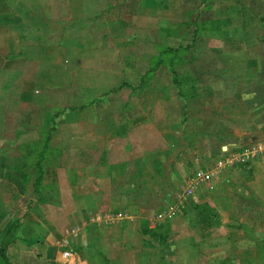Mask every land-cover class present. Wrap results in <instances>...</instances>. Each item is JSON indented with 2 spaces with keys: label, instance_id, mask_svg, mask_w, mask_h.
<instances>
[{
  "label": "crops",
  "instance_id": "0c3cea01",
  "mask_svg": "<svg viewBox=\"0 0 264 264\" xmlns=\"http://www.w3.org/2000/svg\"><path fill=\"white\" fill-rule=\"evenodd\" d=\"M121 1L124 0H0V36L8 34V37L3 36L7 39L2 40L6 44H0V74L7 69L13 70L14 63H23L24 67L18 69L23 70L22 73L12 72L19 74V77L21 75L24 86L20 92L21 100L28 102H24L28 106L29 102L42 99L43 105L40 109L33 105L22 119L28 126L39 127L43 132L51 129L47 148L39 159V164L43 165L42 178L35 187L38 171L34 164L28 166L32 160L25 162V145L27 142H37L33 147L40 149L42 134L40 136L33 130L39 135L37 138L15 141L16 136L25 138L26 133L21 134V130L13 129V137H4L3 133H8L5 129L7 119L3 118L4 112L0 116V235L12 223L17 225L16 237L6 248V256L13 264H122L118 256L123 249L127 253L123 242L130 234L138 237L140 251L153 254L152 249H155L154 264H169L171 259L177 261L179 243L177 239H169L172 230H175L174 226L171 228L173 221L169 220L180 212L183 204L180 209L171 208L173 203H169V199L174 198L175 194L179 199H184L180 193L195 169L212 168L224 153L235 152L245 145L264 143V104L259 103L264 90L263 81L252 71L241 73V70H250V65L253 69V61L217 63L218 67L230 73L233 69L236 71L233 79L228 74L217 79L223 84L211 80L213 72L207 76L198 71L203 63L192 59L194 62L191 64L178 65L174 70L177 72V68H184L176 74L186 79L183 92L187 97L180 96L178 86L170 82L167 90L161 92L159 89L156 92L155 105H148L144 111L134 109L127 102L119 110H108L109 107L105 110L103 102L107 94L99 97L82 94L77 97V103L72 101L66 106L47 107L45 102L52 100L53 95L55 99H61L64 92L50 94L43 89V94H39L37 89L27 88V82L22 77L34 69L27 64L34 63L36 53L41 52L40 48L51 51V45H41L38 49L32 46L29 39H33L37 33L27 30L26 17L31 23L37 22L34 19L36 14L44 21L49 14L52 17L61 14L59 19H69L70 24L102 22L104 11L120 5L118 3ZM126 2L134 5L132 0ZM141 4L156 9L159 6L156 0H140ZM95 7L99 10L96 11ZM70 14H75L72 19ZM126 14L130 18L116 17L110 20L106 17V20L108 23H127L133 17L130 11ZM215 18L207 20L218 22ZM228 18L231 21L228 15L221 17V20L225 22ZM70 24L65 30L73 32L77 27ZM145 24L147 27L148 23ZM64 26L65 23L61 28L64 29ZM159 26L167 30L161 21ZM38 33L41 35L43 31ZM223 33L228 32L225 30ZM57 43L58 48L76 49L63 41ZM80 48L84 50L85 47L81 45ZM124 48L119 47L116 52L130 53L129 48ZM245 49L235 48L241 54L245 53ZM223 50L229 57L233 47ZM149 58L150 68H158L156 61L151 62L154 54ZM210 67L205 66L207 70ZM38 70L34 74L36 79L44 76L42 70ZM148 78L140 79L139 84L146 80L144 89ZM233 82L240 88L233 90L230 85ZM0 85L7 90L11 86V79L7 78V82L0 80ZM169 85L174 88V93L168 92ZM217 89L221 95H217ZM5 94H1V101L9 99ZM10 147L14 148L13 153ZM261 159L264 160V156L222 170L213 180L214 183L218 180L220 189L210 192L207 191L210 190L207 184H203L189 195L191 204L189 202V208L183 211L192 209L194 202H208L217 209L221 220L218 227L210 229V237L199 244L197 237L189 232L191 229L187 223L183 222L185 230L192 233L188 245L191 255L188 258L191 257L194 263L193 258L197 254L202 255L207 251L204 247L215 246L212 239L214 230L220 231L227 226H236L248 241L246 244L258 247L256 259L262 255L258 253L264 252V166L261 165L264 163ZM107 213L120 215L118 225L114 223L112 227V224L94 221L98 214L103 216ZM224 215L236 217L238 221L235 225L228 222L224 226L227 221ZM184 218L187 222L186 215ZM70 219H75L77 222L73 226L79 228L74 237H68L71 227H65ZM145 229L157 230V234L163 231L168 235L162 242V237L153 238ZM113 231L122 234V240L113 235ZM64 238L68 239L67 246H62ZM138 240L136 238V242ZM197 246L200 249H196ZM64 250L72 251L68 259L63 256ZM129 253L137 255L130 250ZM180 256L179 259L182 258ZM242 256L244 258L239 261L244 264L253 254L244 253ZM140 257L132 260L137 262ZM141 258L145 264H149L151 259L145 255ZM0 264L4 263L0 260Z\"/></svg>",
  "mask_w": 264,
  "mask_h": 264
},
{
  "label": "rangeland",
  "instance_id": "374dc122",
  "mask_svg": "<svg viewBox=\"0 0 264 264\" xmlns=\"http://www.w3.org/2000/svg\"><path fill=\"white\" fill-rule=\"evenodd\" d=\"M132 1L134 5H128V2L124 0L118 3L120 5L106 9L101 19L103 20L102 22L93 21V23H84L83 21L80 24L77 22L70 24L69 19H59L62 16L61 14L58 17H52L49 14L48 19L44 21L39 14H36L34 19L37 22L31 23L28 22V17H26L25 24L27 25V30L37 33L33 39H29L32 46L38 49L41 45L50 44L52 51L49 50L47 52L45 51L46 49L40 48L41 52L36 53L34 63H31V65L30 63L27 64L29 67L32 66L34 68L32 73L26 72V76L22 77L27 82V88H35L39 91V94L42 93L43 89L47 90L50 94L58 93L57 91L64 92L61 99H55L56 96L53 95L54 98L52 100H49L48 103L45 102L44 105L47 107L50 105L66 106L74 101L77 103V97L82 94L95 95L94 97L107 94V99L103 102L105 110L108 107V110H119L124 106L123 103L127 102L134 109L139 111L143 109L144 111L148 105H155V95L159 89L161 92H163V89L167 90V85L172 82L174 76L173 72L175 70L173 71V69L178 65L181 66L182 64L194 62L191 61L192 59L203 63L200 70H198L203 75L206 73L208 76L213 72L211 80L217 84H223V82L217 81L223 74H228L230 78L236 76L234 69L230 73L229 70L218 67L217 63L221 65V62L230 61L240 64L253 61V69L250 65V70H241V73H249L250 71L256 73L264 85V23L259 20V17L264 15V0H156L159 2L158 9L156 7L152 8L140 5V0ZM103 7L105 8V5ZM95 9L97 11L98 8L95 7ZM127 11H130L133 17L127 23H108L106 20V17L110 20L116 17L130 18L126 14ZM73 15L75 14H70V19H72ZM227 15L231 16V21L228 18L227 20L224 19L225 22H223L221 17ZM77 17H80V14H77ZM212 17H217L215 18L218 21L216 25L221 29V33L219 29L214 30L207 27L209 26L207 19ZM40 18L41 20L38 21ZM160 21L162 26L167 27V30L160 29ZM39 23L40 26L38 25ZM64 23L65 26L62 29L61 27ZM145 23H148L147 27H145ZM69 24L76 26V30L73 32L65 30ZM24 30L26 31V29ZM41 30L43 33L40 35L38 31ZM225 30L228 32L227 34L223 33ZM4 35L6 34L0 36V44H6V42L2 41L3 39H7L3 38ZM38 35H40V38H38ZM61 35H64V37H59ZM6 37H8V34ZM131 38L133 39L131 40ZM62 41L66 45L72 48L75 47L76 49L71 50L70 48L67 49V47H64L65 49L62 47L58 48L57 42L61 43ZM81 45L85 47L84 50H81ZM119 47H125L124 49L126 47L129 48L130 53L116 52ZM226 47H233V50H230L231 54H229V57H226L223 52V49H226ZM237 47H246L245 53L236 52L235 48ZM153 54L154 60L151 62L159 61V67L157 66L158 68L155 70L150 68L151 59L149 57ZM205 66L211 67L207 70ZM21 67H24L22 62L12 65L14 72L18 71L22 73L23 70H18ZM149 68L150 70H148ZM38 69L42 70L41 73L44 76L36 79L34 74L39 71ZM183 69L177 68V72L175 73H181ZM13 70L7 69L0 74V80L4 79L7 82V78L11 79V86H8L7 90L3 85H0V98L2 93L3 95L6 93L5 95L9 98L5 101H1L2 99H0V116L4 112L3 118L7 119L5 129L7 128L8 130V133H3V135H5L4 137L11 138L13 137V129H19L22 131L21 134L26 133V135H24L25 138L16 136L15 141H32V139L37 138L39 135H44V132L39 127L28 126L22 117L27 111H30L33 105L39 108L43 105V102L40 101L42 99L35 100L29 102L28 107L26 105L28 102L21 100L22 95H20V92L24 86L21 83V75L19 77V74L12 73ZM256 74H253V76ZM142 77H149L147 86L145 89L143 88L144 90H137V88L134 90V87H138L136 85H139ZM230 85H232L233 90L237 87L240 88L234 82ZM168 92L174 93V88H171L170 85ZM216 92L218 93L217 95H221L218 89ZM262 94L259 100L261 105L264 104V90ZM141 95H144V97ZM33 130L37 134L39 133V135H36ZM41 138L39 145H41ZM1 144L6 143L1 142ZM9 150L12 153L15 151L12 147ZM261 165L264 166V164ZM217 182L211 181L208 183L206 186L210 190L207 191L211 192L212 190L220 189L221 185L217 184ZM176 195L174 198L172 196L169 199V203H173L171 208L177 209L179 207L180 209V205L183 204V206L180 212L178 211V214L169 220L173 221V223L171 222V228L175 227V230H172L169 235V239L173 238V241L177 239L179 244H177L176 254L179 257H177V261L171 259L169 264H243L239 259L244 258L243 256L240 257L244 253L253 254L248 261H244V264H264L263 250L261 253H258V255H262L257 260L258 247L246 244L248 241L245 240L242 236V231H238L236 226H227L220 231L214 230L212 239L215 246H202L201 248H207V251L202 255L197 254V257L193 258L195 260L194 263L191 257L188 258L190 254L188 245L192 239V233L194 236H196V233L192 230H189L192 233H188L187 229L185 230L184 224L187 222H185L184 218L185 210L183 211L186 207L189 208L188 203L191 201V196L179 199L178 195ZM176 201L177 203H174ZM101 218L102 215L98 214L93 219L101 223ZM226 218L227 221L224 226L228 222L235 225L236 221H238L236 217ZM118 221L115 220L111 223V226L113 227L114 223L116 224ZM76 222L75 219L73 221L70 219L65 227H72ZM113 235L122 240V234H119L117 231H113ZM136 238L138 240V237L136 235L133 236V234L125 238L123 244L127 253L123 249L118 259L121 260L122 264H145L146 262L141 258L145 255L151 258L148 263L154 264L155 258L153 257H156L155 249H152L153 254L152 252L140 251V242L139 240L136 242ZM195 248L200 249V246ZM129 250L139 256L141 255L137 262L132 259H136L139 256H132ZM180 255H182V260L179 259ZM7 258L9 259V257ZM223 259H226V261L224 260L223 262Z\"/></svg>",
  "mask_w": 264,
  "mask_h": 264
},
{
  "label": "trees",
  "instance_id": "16d2710c",
  "mask_svg": "<svg viewBox=\"0 0 264 264\" xmlns=\"http://www.w3.org/2000/svg\"><path fill=\"white\" fill-rule=\"evenodd\" d=\"M261 22L264 23V15L260 17L259 19ZM209 23V26H207L209 29H216L222 32L218 25H216L215 21H207ZM203 29V28H202ZM156 65L159 64V61L155 62ZM156 67V66H155ZM154 67L152 68V70ZM173 69V68H172ZM174 71V69H173ZM174 76L172 78V82L176 84L179 88L178 94L183 97H187V95L183 92L184 88V81L186 80L184 76H178L175 71L173 72ZM146 83V80L143 81L141 84L138 85V87H134V90L137 88L142 89ZM51 130V129H50ZM50 130L44 131V134L46 132V135H42V140L40 141V149L35 146V143L32 142V144H26L25 146V153H24V159L25 162L30 161L29 167L34 164V167L38 171V175L36 177V181L34 182V186L36 185L37 181H39L42 178V172H43V165L39 164L40 160L43 155L44 151L47 148V141L49 140L50 136ZM41 157V158H40ZM28 163L24 164L26 166ZM36 187V186H35ZM187 216V225L188 227L196 233V236L198 237L197 242L203 243L210 237V229L218 227L221 223L220 220V214L217 212L214 206H212L208 202H202V203H192V209L186 210L184 213ZM16 227L17 225L15 223H12V225L9 227V229L0 235V260L4 264H13L6 256V248L7 246L15 239L16 234ZM145 232H148L150 236L159 237L163 240L166 239V236L168 235L166 232H158L157 230H149L145 229ZM165 233V235H164Z\"/></svg>",
  "mask_w": 264,
  "mask_h": 264
},
{
  "label": "built area",
  "instance_id": "2783aa9c",
  "mask_svg": "<svg viewBox=\"0 0 264 264\" xmlns=\"http://www.w3.org/2000/svg\"><path fill=\"white\" fill-rule=\"evenodd\" d=\"M264 156V143H256L245 145L235 152L224 153L217 158L212 168H197L186 179L185 187L180 194V197H187L191 195L194 190L203 184H208L214 180V177L226 168H230L240 163H246L255 158ZM119 214L107 213L101 218V223L111 224L119 217ZM79 232L78 226H73L68 229V237L77 236ZM67 237V238H68ZM62 240V246L68 245V239ZM63 256L68 259L72 253L71 250H64Z\"/></svg>",
  "mask_w": 264,
  "mask_h": 264
}]
</instances>
